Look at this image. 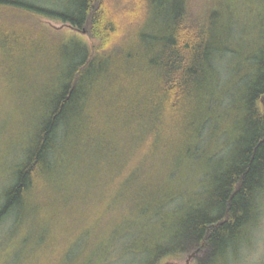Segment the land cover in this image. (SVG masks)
<instances>
[{"label": "trees", "instance_id": "obj_1", "mask_svg": "<svg viewBox=\"0 0 264 264\" xmlns=\"http://www.w3.org/2000/svg\"><path fill=\"white\" fill-rule=\"evenodd\" d=\"M57 3L0 0V114L12 108L11 127L31 129L27 147L18 148L15 179L5 191L0 219L23 207L38 189L63 191L65 184H55L56 175L62 172L68 183L75 162L76 175L111 174L114 168L106 166H119L121 191L132 177L159 178L153 186L139 185L136 190L145 195L122 211L161 212L171 196L164 184L176 159L194 153L205 122L220 107L213 105L221 98L212 89L214 57L228 47L226 33L233 22L228 4ZM44 18L71 24L95 42L89 46L66 38ZM244 47L236 63L245 67L235 76L248 79L234 88L242 100L245 135L218 172L206 207L184 220L185 240L158 250L142 246L150 258L139 264H161L163 257L184 253L194 264L226 263L230 247L241 241L254 218L264 190V34ZM147 161L153 162L151 170L144 166ZM100 209L107 213L110 204ZM102 218L96 219L92 238L105 222ZM74 244L81 250L83 243ZM130 244L128 252L140 251L141 246Z\"/></svg>", "mask_w": 264, "mask_h": 264}, {"label": "rangeland", "instance_id": "obj_2", "mask_svg": "<svg viewBox=\"0 0 264 264\" xmlns=\"http://www.w3.org/2000/svg\"><path fill=\"white\" fill-rule=\"evenodd\" d=\"M37 1L48 6H57L59 2ZM224 1L233 22L226 33L228 47L218 50L214 57L217 79L212 83V89L221 98L213 105L220 107L216 109V117H209L205 122L194 153L176 159V169L164 184V191L171 196L161 212L153 214L151 210L146 215L122 211L125 205L136 203L140 196L145 195L136 190L139 185L153 186L159 178L151 174L132 177L128 181V189L121 191L124 181L118 174L119 166H106L104 163V166L114 168L111 174L102 171L95 175H76L72 170L78 165L75 162L71 166L72 175L68 183L62 172L56 175L55 184H65L63 191L38 189L23 207H15L0 219V264H76V259L81 256L79 264H139L150 258L142 246L158 250L174 247L185 240L184 220L206 207L205 201L218 172L230 160L235 142L245 135L244 110L240 109L242 100L234 87L241 86L248 77L239 79L235 76L245 67L244 63L237 66L236 62L242 47L246 51L244 45L255 43L264 34V0ZM44 21L53 29L61 30L66 38L75 37L89 46L95 42V38L71 24L50 18H44ZM13 112L11 108L0 114V207L6 189L15 179L12 173L15 169L13 164L18 161V148L30 139V128L22 125L11 127L8 118H12ZM214 131H218L216 135ZM144 166L151 170L153 162H144ZM107 203L110 209L105 213L100 208ZM99 217H104L101 220L105 222L92 238L89 234ZM74 243H83L81 250L77 251ZM130 243L141 246L137 248L140 251L128 252L126 248ZM162 259L161 264L167 260L174 261V264L195 263L188 253L172 256L170 260L168 257ZM223 264H264V190L259 192L256 212L245 235L237 245L230 247Z\"/></svg>", "mask_w": 264, "mask_h": 264}]
</instances>
